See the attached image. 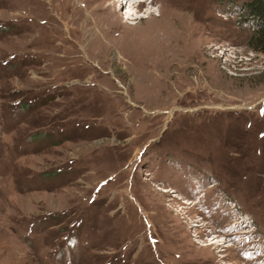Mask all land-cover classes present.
Listing matches in <instances>:
<instances>
[{"label": "rangeland", "instance_id": "obj_1", "mask_svg": "<svg viewBox=\"0 0 264 264\" xmlns=\"http://www.w3.org/2000/svg\"><path fill=\"white\" fill-rule=\"evenodd\" d=\"M122 1L0 0V264H264V20Z\"/></svg>", "mask_w": 264, "mask_h": 264}, {"label": "trees", "instance_id": "obj_2", "mask_svg": "<svg viewBox=\"0 0 264 264\" xmlns=\"http://www.w3.org/2000/svg\"><path fill=\"white\" fill-rule=\"evenodd\" d=\"M246 14L252 16L258 20H264V3L263 0H250L246 6ZM258 28L253 35V41H256L257 45H253V49L264 50V26Z\"/></svg>", "mask_w": 264, "mask_h": 264}, {"label": "bare ground", "instance_id": "obj_3", "mask_svg": "<svg viewBox=\"0 0 264 264\" xmlns=\"http://www.w3.org/2000/svg\"><path fill=\"white\" fill-rule=\"evenodd\" d=\"M142 1L146 3V2H149L150 0H142ZM120 2H123V1L120 0ZM125 3H128V2L125 1ZM140 4H142V3H140ZM140 4H138V6H139ZM125 5H128V4H125ZM144 5H145V4H144ZM140 6H142V5H140ZM149 9H150V7H149ZM132 17H133L132 15H129V16H128V19H134V18H132ZM183 30H184V29H183ZM166 39H167V38H166Z\"/></svg>", "mask_w": 264, "mask_h": 264}, {"label": "built area", "instance_id": "obj_4", "mask_svg": "<svg viewBox=\"0 0 264 264\" xmlns=\"http://www.w3.org/2000/svg\"><path fill=\"white\" fill-rule=\"evenodd\" d=\"M229 4V3H228ZM229 5L238 6L236 3H230Z\"/></svg>", "mask_w": 264, "mask_h": 264}]
</instances>
